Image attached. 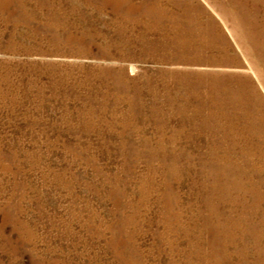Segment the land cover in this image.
<instances>
[{
    "label": "rangeland",
    "instance_id": "374dc122",
    "mask_svg": "<svg viewBox=\"0 0 264 264\" xmlns=\"http://www.w3.org/2000/svg\"><path fill=\"white\" fill-rule=\"evenodd\" d=\"M254 37L264 0H0V264H264Z\"/></svg>",
    "mask_w": 264,
    "mask_h": 264
},
{
    "label": "bare ground",
    "instance_id": "6f19581e",
    "mask_svg": "<svg viewBox=\"0 0 264 264\" xmlns=\"http://www.w3.org/2000/svg\"><path fill=\"white\" fill-rule=\"evenodd\" d=\"M210 30H211V32L214 35L212 37V41H213V38H214L215 43L217 44V46L219 44V47L221 46L227 52V59L224 61V63L225 64H228V63L233 64L236 61H238L237 58L228 57V54L231 52V51L228 50L230 48V43L228 42V40L226 38H223L224 36L222 35V33H219L217 31L213 30L212 29V25L210 23H208L206 25V31L211 34ZM249 46L251 47L252 51L253 50H257L256 52H258L257 54H258L259 60L264 62V41L263 40H255V37H254L253 38V42H251V44ZM219 61H220V63L222 62L221 60H219ZM215 62L218 64V61H215ZM249 67L253 70L254 74H256V70L252 67V65H249ZM244 86L248 89V91L251 92L252 86L250 87L249 85H245V84H244Z\"/></svg>",
    "mask_w": 264,
    "mask_h": 264
}]
</instances>
